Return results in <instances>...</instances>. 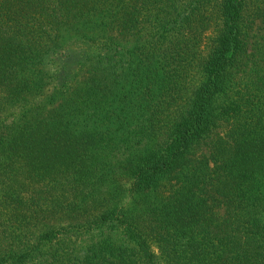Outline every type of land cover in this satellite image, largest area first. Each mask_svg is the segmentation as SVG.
<instances>
[{
    "label": "trees",
    "instance_id": "obj_1",
    "mask_svg": "<svg viewBox=\"0 0 264 264\" xmlns=\"http://www.w3.org/2000/svg\"><path fill=\"white\" fill-rule=\"evenodd\" d=\"M263 25L264 0H0V264H264ZM63 51L81 78L51 91Z\"/></svg>",
    "mask_w": 264,
    "mask_h": 264
},
{
    "label": "rangeland",
    "instance_id": "obj_2",
    "mask_svg": "<svg viewBox=\"0 0 264 264\" xmlns=\"http://www.w3.org/2000/svg\"><path fill=\"white\" fill-rule=\"evenodd\" d=\"M255 36V39H260V42L262 41L261 39L264 37V25L255 33ZM134 45L135 43L132 41L125 43L127 48L133 47ZM72 50H75V48ZM72 54L73 52L68 53V51H63L48 62L46 71L49 76V89L51 91L55 89L67 91L69 88H74L77 81H80V67L78 65L76 66L75 63L72 65L69 59V57H72ZM247 81L248 76H245V80L242 81L240 86H244ZM104 233L108 236L110 235V230L104 228ZM99 234L100 231H95L94 234L86 235V237H97Z\"/></svg>",
    "mask_w": 264,
    "mask_h": 264
}]
</instances>
